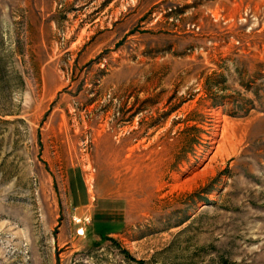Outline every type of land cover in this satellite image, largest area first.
<instances>
[{"label":"rangeland","instance_id":"374dc122","mask_svg":"<svg viewBox=\"0 0 264 264\" xmlns=\"http://www.w3.org/2000/svg\"><path fill=\"white\" fill-rule=\"evenodd\" d=\"M0 264H264V0H0Z\"/></svg>","mask_w":264,"mask_h":264},{"label":"crops","instance_id":"0c3cea01","mask_svg":"<svg viewBox=\"0 0 264 264\" xmlns=\"http://www.w3.org/2000/svg\"><path fill=\"white\" fill-rule=\"evenodd\" d=\"M71 178L73 179L74 176L72 175ZM82 196H83L82 202L80 204H78L77 206H72V217L76 221H79L80 224H82L84 227H87L88 220H89L88 201H85V199H86L85 195H82ZM87 199H88V197H87Z\"/></svg>","mask_w":264,"mask_h":264}]
</instances>
